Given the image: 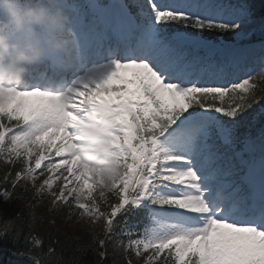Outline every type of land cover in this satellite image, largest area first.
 <instances>
[{"label":"snow or ice","instance_id":"1","mask_svg":"<svg viewBox=\"0 0 264 264\" xmlns=\"http://www.w3.org/2000/svg\"><path fill=\"white\" fill-rule=\"evenodd\" d=\"M63 6L77 42L70 65L52 63L21 86L0 84V158L23 162L16 180L34 181L46 170L37 190H47L54 204L71 200L82 216L103 218L108 233L118 214L146 208L150 226L127 245L138 256L149 253L145 264H264V183L259 196L234 203V193L222 196L225 185L209 173L212 130L230 144L232 126L254 102L264 104L256 100L257 76L251 69L239 79L222 66L198 67L176 47L192 41L188 29L240 35L242 18H225L207 3L147 0L139 21L128 15L123 41L105 48L83 42L79 9L67 0ZM95 126L107 128L121 160L123 170L110 184L77 154L81 130ZM109 192L118 202L101 211L97 197L105 201Z\"/></svg>","mask_w":264,"mask_h":264},{"label":"clouds","instance_id":"2","mask_svg":"<svg viewBox=\"0 0 264 264\" xmlns=\"http://www.w3.org/2000/svg\"><path fill=\"white\" fill-rule=\"evenodd\" d=\"M77 48L63 0H0V84L21 86L37 69L68 67ZM77 154L110 184L122 172L105 127H86Z\"/></svg>","mask_w":264,"mask_h":264},{"label":"trees","instance_id":"3","mask_svg":"<svg viewBox=\"0 0 264 264\" xmlns=\"http://www.w3.org/2000/svg\"><path fill=\"white\" fill-rule=\"evenodd\" d=\"M256 1L262 3L263 10L264 0ZM255 95L264 96V81ZM17 169L0 162V192L4 188L9 191ZM26 186L18 183L7 200L0 195V243L3 247L35 256L41 264H128L127 253L111 250L110 237H101L92 227V232L85 230L86 234L76 235L71 227L76 219L68 207H53L48 197ZM36 240L40 241L38 245ZM0 262L32 264L12 257L9 252L0 253Z\"/></svg>","mask_w":264,"mask_h":264},{"label":"rangeland","instance_id":"4","mask_svg":"<svg viewBox=\"0 0 264 264\" xmlns=\"http://www.w3.org/2000/svg\"><path fill=\"white\" fill-rule=\"evenodd\" d=\"M214 2V0H208V3L210 4V3H213ZM228 10V9H227ZM230 12L231 11H229V15L230 16H232V14H230ZM245 12L246 11H244V10H241V9H238V10H236V14L237 15H240V16H242V20L243 21H247V18H245L246 16H247V14H245ZM241 29L242 30H240V35H236L235 33H233V32H231V35H232V38L234 39V40H241L243 37H244V35H243V32L246 30L244 27H241ZM219 39V38H218ZM222 39V38H221ZM259 77V76H258ZM257 77V78H258ZM260 79V78H259ZM263 138H262V140H261V144H260V146H261V151L262 152H264V135L262 136ZM62 185H63V180L61 179L60 181H55V183L53 184V187H52V191L53 192H55L56 191V193H59V191H60V188L62 187ZM57 187H59L58 188V190H57ZM77 209H79L78 207H77ZM80 210V212L82 211L81 209H79ZM82 217V220H80V219H77L74 223H73V225L71 226L74 230H76V231H74L73 230V233H75L76 235H79V234H81V235H83V234H86V233H84V232H86L85 230H92V229H87L86 227H88L89 225H90V223H94V224H96L98 227L100 226V224L98 223L99 222V220L100 219H94V218H92V217H89V216H87V215H83V216H81ZM90 222V223H89ZM98 230V232L100 233V235H101V237L102 236H104V233L102 232V227H100V229H97ZM107 230V229H106ZM88 234V233H87ZM116 250V249H115Z\"/></svg>","mask_w":264,"mask_h":264}]
</instances>
